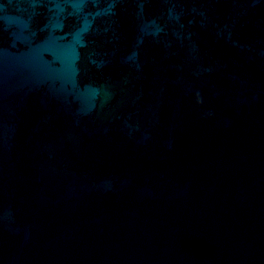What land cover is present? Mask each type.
I'll use <instances>...</instances> for the list:
<instances>
[{
  "label": "water",
  "instance_id": "1",
  "mask_svg": "<svg viewBox=\"0 0 264 264\" xmlns=\"http://www.w3.org/2000/svg\"><path fill=\"white\" fill-rule=\"evenodd\" d=\"M0 264H264V0H0Z\"/></svg>",
  "mask_w": 264,
  "mask_h": 264
}]
</instances>
